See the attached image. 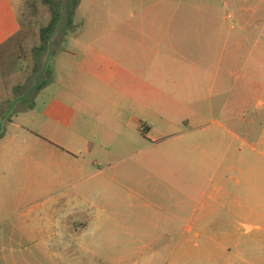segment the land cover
<instances>
[{
	"label": "rangeland",
	"instance_id": "rangeland-1",
	"mask_svg": "<svg viewBox=\"0 0 264 264\" xmlns=\"http://www.w3.org/2000/svg\"><path fill=\"white\" fill-rule=\"evenodd\" d=\"M52 1L61 20L45 50L40 49V31L51 21L50 5L45 0H24L21 33L6 53L7 67L0 66V134L5 132L0 140V264H164L148 260L151 249L166 242L151 244L150 235L158 236L163 230L148 226L171 221L164 211L173 203L170 195L193 189V161L186 163L179 155L186 152L193 160V148L148 146L143 132L148 122L141 114L135 117L128 111L114 120L108 105L92 109L77 97L108 91L85 65L83 47L107 44L122 31H148L159 23L153 22V16L170 6L174 11L177 6L169 5L170 1L178 0H81L72 22L66 15L72 0ZM187 1L188 12L215 14L220 27L237 30L264 23L257 20L264 17V0ZM229 12L231 19H227ZM257 38L256 33L252 45ZM260 41L264 50V32ZM257 57V53L250 57L249 98L239 100L243 82L237 77L233 95L228 96L234 124L262 119L258 112L264 110V66L256 64ZM159 61L161 56L156 54ZM36 80L44 90L32 111L29 107L37 90L31 89ZM218 100L221 106L222 99ZM204 116L200 124L225 117L220 110ZM153 121L155 127L159 125ZM139 127L143 135L135 133ZM73 191L89 196L92 217L101 211L87 231L86 251L74 246L58 261H35L40 246L24 241L22 234L33 236L40 215L48 210H66ZM66 215L59 213L60 218ZM57 232L65 233L61 228ZM252 262L262 264L257 258Z\"/></svg>",
	"mask_w": 264,
	"mask_h": 264
},
{
	"label": "crops",
	"instance_id": "crops-1",
	"mask_svg": "<svg viewBox=\"0 0 264 264\" xmlns=\"http://www.w3.org/2000/svg\"><path fill=\"white\" fill-rule=\"evenodd\" d=\"M171 4L177 6L174 11L170 6L165 13L153 16V22L159 23H153L148 31H122L107 44L83 47L85 65L108 91L81 95L78 102L92 109L103 110L108 105L114 120L128 111L135 112V117L141 114L150 122L143 125L148 146L194 150L193 160L186 152L179 153L184 162L193 161V189L170 195L173 203L164 211L171 221L148 226L163 230L158 236L150 235L151 244L166 240L163 247L151 249L149 261L256 264L252 259L257 258L264 264V110L258 112L262 119L234 124L228 107L236 77L243 82L239 100L249 98L250 57L257 53L256 64L264 66L260 44L264 23L237 30L234 26L220 27L215 14L188 12L187 0ZM23 6L24 0H0L3 69L11 42L22 30ZM231 18L229 12L227 19ZM257 20L264 21V17ZM256 33L258 38L252 45ZM156 54L161 61L156 62ZM43 90L35 93L29 110L37 108ZM218 99H222L221 106ZM52 108L51 104L48 111ZM218 110L224 114L223 120L200 124L205 114ZM153 120L159 125L155 127ZM141 127L135 129L136 134L143 135ZM105 156L110 159L108 153ZM68 198L69 208L48 210L40 215L41 224L34 228L33 236L22 234L24 241L40 246V254L33 256L35 261H58L70 247L81 246L84 251L88 244L87 231L101 211L92 217L93 204L84 192L73 191ZM66 212L68 215L59 217ZM59 228L65 233L58 235Z\"/></svg>",
	"mask_w": 264,
	"mask_h": 264
},
{
	"label": "trees",
	"instance_id": "trees-1",
	"mask_svg": "<svg viewBox=\"0 0 264 264\" xmlns=\"http://www.w3.org/2000/svg\"><path fill=\"white\" fill-rule=\"evenodd\" d=\"M50 5V10L52 14L51 21L49 22L48 26L44 27L40 31L41 39H42V45L40 46V49L45 50L46 43H49L50 35L51 33L58 27L59 22L61 20V16L59 13V10L57 9V6L53 3L52 0H45ZM81 4V0H72L71 8L66 11V15L69 19V22H72L73 15L76 13V10L79 8ZM44 85L37 84V91H40L43 89ZM5 136V132L0 134V139H2Z\"/></svg>",
	"mask_w": 264,
	"mask_h": 264
},
{
	"label": "flooded vegetation",
	"instance_id": "flooded-vegetation-1",
	"mask_svg": "<svg viewBox=\"0 0 264 264\" xmlns=\"http://www.w3.org/2000/svg\"><path fill=\"white\" fill-rule=\"evenodd\" d=\"M37 83H38V81L36 80V82H35V86H34V88L31 89V90H34V89L37 90V89H36V85H37ZM36 92H39V91H36ZM26 99H27V97H26Z\"/></svg>",
	"mask_w": 264,
	"mask_h": 264
}]
</instances>
